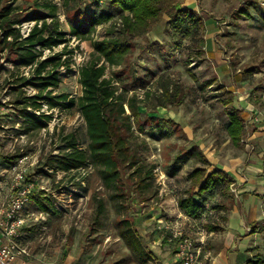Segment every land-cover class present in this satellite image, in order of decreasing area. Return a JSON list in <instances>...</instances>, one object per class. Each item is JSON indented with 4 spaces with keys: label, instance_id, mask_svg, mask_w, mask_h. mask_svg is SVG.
<instances>
[{
    "label": "rangeland",
    "instance_id": "obj_1",
    "mask_svg": "<svg viewBox=\"0 0 264 264\" xmlns=\"http://www.w3.org/2000/svg\"><path fill=\"white\" fill-rule=\"evenodd\" d=\"M111 1L4 0L12 3L22 18L35 11L43 12L44 2L54 5L60 30L66 33L77 17L100 10L113 15L110 21L95 29L89 40L66 36L67 49L73 53L63 57L69 60V71L66 67L59 69L60 83L52 90L54 95L65 94L69 99H77L81 95L79 68L89 61L103 63L98 60L91 42L120 27L118 9L110 5ZM175 2L180 9L202 18L204 31L198 41L174 32L170 22L176 8L172 7L152 22L145 34L129 41L130 51L119 66L105 64V77L111 79L116 94L126 100L135 97L140 113L138 123L132 125L127 136L137 164L130 168L121 166L113 188L104 183L98 168L92 164L68 172L50 167L49 158L66 151L64 136L73 134L79 149L86 151L84 121L76 107L49 109L41 101L40 109L29 107L26 111L50 115L51 119L40 130H28L24 106L18 103L20 98L31 97L37 90L25 86L19 92L15 87L20 77L31 74V69L16 68L6 60L7 57L15 60L13 53L0 52L1 157L11 160L7 158L29 154L32 161H38L30 177L39 179L48 189L46 197L51 198L50 193L58 196L51 198L60 213L58 217L39 211L32 203L28 206L29 212L46 215L45 220L25 229L20 240L34 261L63 264L67 262L63 257L72 255L73 264H178L174 252L162 239L168 237L172 225L180 223L182 232L201 248L199 263L210 264L215 254L205 252L214 251L223 243V229L232 210H236L238 224L251 228L250 222L256 219L255 227L259 228L254 234L239 229L244 234L239 238L251 236L244 247L246 261L264 264V0ZM32 25L33 22H23L21 32L25 33ZM210 36L213 51H210ZM62 48L63 45L45 50L41 59ZM209 79L216 82L207 89L201 88ZM166 86L179 88L181 103L158 105ZM220 86L232 95L236 108L247 111L243 148L234 147L227 135L228 119L218 102ZM124 108L130 114L127 104ZM160 122L165 123V136L156 128ZM20 134L24 135L23 139L19 138ZM185 152L192 154L176 175H168L175 157ZM201 155L208 163L200 160ZM200 167L207 173L219 168L230 176L232 183L227 189L214 190V197L199 219L183 218L177 200L191 188L189 173ZM98 201L104 209L97 216ZM124 218L136 222L143 248L139 258L120 237L117 221ZM210 225L219 230L211 234ZM70 235L72 250L67 247ZM234 242L240 241L234 239ZM235 243L234 246L238 245Z\"/></svg>",
    "mask_w": 264,
    "mask_h": 264
},
{
    "label": "trees",
    "instance_id": "obj_2",
    "mask_svg": "<svg viewBox=\"0 0 264 264\" xmlns=\"http://www.w3.org/2000/svg\"><path fill=\"white\" fill-rule=\"evenodd\" d=\"M41 5L44 13L35 11L22 18L12 3L0 0V52L4 50L12 52L15 60L11 61L8 57L6 60L12 62L16 68L29 67L31 69L28 77L22 76L18 79L19 84L15 88L19 92L25 86H32L37 90L35 95L19 99L18 104L24 106L23 114L28 122L27 129L40 130L46 127L51 119L50 115H35L26 111L29 107L40 109L41 101L46 103L49 109L62 106L76 107L86 127L88 139L86 151L80 150L76 137L69 134L62 138L66 151L60 156L50 157L48 164L53 169L67 172L92 164L98 168L104 183L112 187L114 181L118 180L121 166L130 168L137 164V158L130 151L127 136L131 134L132 125L138 123L140 113L135 97L126 100L121 94H116L117 90L112 85L111 79L105 77V64L119 66L130 51L129 41L145 34L150 24L172 7L176 8V12L170 25L181 37L198 41L204 31L203 20L187 9H180L179 3L175 0H112L110 5L118 9L120 15V27L106 37L91 42L98 60H102L103 63L89 61L79 68L78 83L81 87V95L77 99H69L65 94L54 95L52 92L60 83L59 69L66 67V71H69V60L63 57L72 54L73 50L67 49L69 40L66 36L70 35L81 41L89 40L95 29L110 21L113 15L100 10L85 14L80 18L77 17L75 19L77 22L71 25L66 33L60 30L59 20L55 13L56 7L46 2ZM23 22H33L28 32H21L20 26ZM61 45L63 48L60 52L41 59L45 50H53ZM215 82V79H209L202 83L201 88L207 89ZM219 89L222 92L220 91L218 102L224 107L228 119L227 135L234 147L243 148L245 112L234 106L232 95H229L226 89L224 90L222 86ZM181 101L179 88L166 86L162 90L158 105L163 107L168 104L177 105ZM125 104L130 114L126 113ZM156 128L161 136L167 134L164 122L157 124ZM139 130H143L141 126ZM191 154L192 152L178 154L173 165L169 167L168 175H176ZM17 156L7 159L13 160ZM200 160L208 163L202 155ZM187 178L191 183V188L185 195L178 198L177 207L191 219H199L206 211V205L214 197L216 188L227 189L232 183L230 176L219 168H214L209 173L205 168H196L189 173ZM29 199L39 211L48 213L51 217L59 216L60 213L52 199L46 197L43 191L33 192ZM103 209V203L98 201L97 216L102 214ZM117 226L120 237L128 249L137 258L141 257L143 248L135 229L136 222L124 218L117 221ZM217 230L219 229L212 225L208 227L210 232ZM254 230L255 227L252 228L253 232Z\"/></svg>",
    "mask_w": 264,
    "mask_h": 264
},
{
    "label": "built area",
    "instance_id": "obj_3",
    "mask_svg": "<svg viewBox=\"0 0 264 264\" xmlns=\"http://www.w3.org/2000/svg\"><path fill=\"white\" fill-rule=\"evenodd\" d=\"M19 138L23 139L24 135L20 134ZM37 164L38 161H32L27 153L13 160H4L0 148V264H17V259L27 253L20 244L24 230L45 220L46 215L27 210L33 192H48L38 182L39 179L30 177L31 170ZM50 196L58 198L53 193ZM167 241L175 245L178 264H199L201 248L196 247L191 238L184 236L180 227L171 230Z\"/></svg>",
    "mask_w": 264,
    "mask_h": 264
},
{
    "label": "crops",
    "instance_id": "obj_4",
    "mask_svg": "<svg viewBox=\"0 0 264 264\" xmlns=\"http://www.w3.org/2000/svg\"><path fill=\"white\" fill-rule=\"evenodd\" d=\"M210 37H211L210 51H213L214 50V42L212 41V36H210ZM241 110H243L245 112V121H246L247 111L244 109H241ZM257 205H259V203H257ZM242 211H244V210H242ZM180 216H182L183 218L191 219L190 217L182 215V214ZM259 218H260V216H259ZM255 220L250 222V225H252L251 228L250 227L246 228V226L242 225V223L238 224V222L236 220V210H235V212H233V210H232V213H231V215H230V217L226 223V226L224 227L223 232H222V234L225 236L223 243L219 244L214 251L209 249V250H207V252H205V253H207V255H210V254L214 255L215 254V256L211 255L212 257L210 260V264H249L246 261L247 259H245L246 254H245L244 247H245L247 240H249V238L251 236H247V237L245 236L244 238H239L241 236L242 237L244 236L242 231H239V229L241 227V228L245 229L248 233L253 232L252 228L255 227V225L257 224L254 222ZM177 227H180L182 229V225H180V223H175L174 225L171 226L170 230L176 229ZM135 229H136V227H135ZM258 231H259V228L256 229V227H255L253 234L258 232ZM183 233H184V231H183ZM168 234H169V232H168ZM211 234H213V232H211ZM184 236L191 238L189 235H187V233L186 234L184 233ZM234 239H237V241L238 240L240 241V242H237L238 245H236L237 243L234 242ZM162 240H163L162 243H166V246L170 250H172L174 252V254H176L175 245L172 243L170 244L168 241H166L165 236H163ZM67 241H68L67 247H69V249L71 248V250H72V248L74 247V244H72V235H70L67 238ZM69 242H70V244H69ZM234 243L236 246L233 245ZM203 255H204V250H203ZM30 257H31V255H29V253H26V254L20 256L17 259V264H42V263H39L37 261H34ZM63 258L67 260V262L63 263V264H73L75 262V259L72 255L67 256V257L64 256ZM175 259H176V257H175ZM254 262H256V261H254ZM255 264H263V263L256 262Z\"/></svg>",
    "mask_w": 264,
    "mask_h": 264
}]
</instances>
